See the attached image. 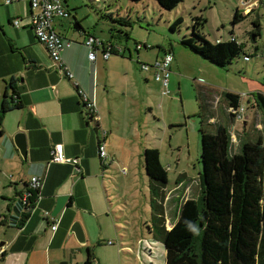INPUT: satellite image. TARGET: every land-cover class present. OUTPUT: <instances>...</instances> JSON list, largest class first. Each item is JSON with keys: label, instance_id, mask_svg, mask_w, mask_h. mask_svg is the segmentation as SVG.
<instances>
[{"label": "rangeland", "instance_id": "obj_1", "mask_svg": "<svg viewBox=\"0 0 264 264\" xmlns=\"http://www.w3.org/2000/svg\"><path fill=\"white\" fill-rule=\"evenodd\" d=\"M89 1L83 2L90 5ZM75 2L81 4L80 0ZM93 3L94 6H90L92 15L84 16L82 23L92 29L93 35L100 40L109 38L118 46V56L109 54V58L114 59L112 79L115 87L111 100L120 109V100L125 99L129 110L128 114H124V117L128 116V124L124 118L121 125V147L113 150L112 157L107 152L104 160L103 181L109 199L108 209L116 227L113 225L103 231L95 226L85 229L79 219H73L80 223L85 241L80 243L72 232L68 234V225L60 240L51 246L53 255H58L52 259V264H59L62 260L66 264H83L86 248L97 264H164L163 244L153 238L149 230L150 180L144 171L142 150L146 146L158 148L159 161L166 170L165 188L171 189L176 180H181L176 189L165 193L172 195L163 206L167 223L176 219L181 198L196 197L201 193L202 186L205 187V160L200 153L201 132L198 127L209 131L214 129L212 125L206 124L205 112L206 115L207 112L218 114V124L227 127L231 152L238 150L241 141L253 140L257 135L264 136L263 116L251 104L253 92L264 94V56L259 55L264 38V0H181L170 9L161 8L155 0H96ZM9 5L0 0V25L3 32L15 39L7 32L10 28L18 29L19 38L16 42L27 40L29 35H33L32 30H27V27L20 30L14 24H7ZM246 5L254 6L248 14L242 11ZM234 9L244 16L234 19ZM100 12L112 13L115 18L122 17L128 24L107 17L100 18ZM19 16L21 23L26 24V13ZM176 16H180L181 21L171 29L170 24ZM195 16L204 18L199 30L207 40L214 43L217 39H228L232 34L249 58L243 60L239 53L227 65L217 66L183 46L179 40L182 36L190 35ZM62 17L69 21L68 15ZM254 17L259 22V33L252 38L250 33L254 25L251 19ZM19 46L15 45L16 48ZM162 49H170L173 56L169 63L168 92L164 94L161 93L160 83L151 78L152 67L145 68L139 63L151 64L154 56L161 55ZM9 53L0 35V68ZM145 74L149 78L146 82L143 79ZM124 81L132 92L125 97L120 94V86ZM223 90L239 95V102L243 106L241 119H247L244 125L241 119H234L233 125L227 121L226 104L220 96ZM215 95L219 99L217 103L209 100L210 97L214 99L212 96ZM208 118L207 121H210ZM3 139L5 134H0V140ZM106 150L110 152L108 146ZM17 159L18 167L15 169L8 167L4 172L0 170L5 184L8 174L12 177L16 174V178L19 174L28 176L29 168L22 162L24 158L18 154ZM15 186L21 188V183L15 182ZM222 186V189L214 187L220 194L215 195L209 203L225 211L228 181ZM108 239L111 243H106Z\"/></svg>", "mask_w": 264, "mask_h": 264}, {"label": "crops", "instance_id": "obj_2", "mask_svg": "<svg viewBox=\"0 0 264 264\" xmlns=\"http://www.w3.org/2000/svg\"><path fill=\"white\" fill-rule=\"evenodd\" d=\"M83 1L80 0L81 4H78L75 0H62L70 12L69 21L64 17H54L52 20L54 30L70 39L69 45L61 48L60 58L71 72V78L60 73L34 35H29L27 40L16 42L19 38L18 29L10 28L7 32L15 37L12 39L3 32L0 25V35L10 52L0 68V103L3 91H11L5 83L9 76L14 78L13 87L21 102V106L11 107L0 119V134H5V139L0 140V170L4 172L8 167H18L19 152L11 141L13 133L18 130L25 136V156L19 155L24 158L22 162L29 168L27 177L19 174L16 178V174L13 177L8 174L7 185L0 172V183L3 182L0 201L4 202H0V207L3 206L0 209V237L3 238L0 241V264H52V259L58 255H53L51 246L60 240L63 231L76 218L85 229L95 226L103 231L109 230L113 225L116 227L113 215L108 209L109 199L103 181L106 165L103 160L107 152L112 157L113 150L120 149L121 125L124 118L128 124V116L124 117V114H128L129 110L125 99L120 100V109L111 100L115 87L112 79L114 59L109 58V55L103 58L99 50L94 60L87 57L88 49L82 39L87 32H93L84 26L82 21L84 16L92 15L90 6L93 7L96 0H90V5ZM7 3L10 4L7 8V24L12 25V19L17 17L19 22L16 27L20 30L25 27L32 30L28 19L26 24H22L19 16L21 13L28 14L27 0H12ZM83 4L85 7H82ZM83 8H86L84 12ZM247 8L252 10L254 6L249 5ZM73 24L77 27L74 28ZM101 41L118 47L109 38ZM15 45L21 46L16 48ZM110 53L118 56V52ZM119 56L124 58L123 55ZM156 57L157 55L154 56ZM151 78L154 80L153 74ZM143 79L146 82L149 78L145 74ZM77 89L93 101L91 119L85 114L86 110L81 105ZM120 89V94L124 97L132 93L125 81ZM212 97L214 99L210 97L209 100L217 103V95ZM224 106L227 112V106ZM147 107L150 108V105ZM207 118L211 122L207 121ZM231 118L227 114V121L233 125L234 119ZM94 120L98 127L96 129ZM246 120L241 119L242 125ZM205 122L214 128L215 124L220 123L218 114L207 112L206 115L205 112ZM114 138L116 140H113ZM99 141L104 143V159L99 158L97 154ZM57 142L61 143L63 156L76 157V165L50 160L51 147ZM107 146L110 152L106 150ZM31 175L41 177L39 195L24 221L17 224L23 209L19 194L23 193L24 182H29ZM15 182H20L21 188H17ZM179 183L181 180H177L171 189L164 186L165 193L176 189ZM170 196L172 195H164L163 206ZM184 198H181L180 202ZM45 210L57 219L54 229L49 228ZM164 225L168 228L171 222L164 221Z\"/></svg>", "mask_w": 264, "mask_h": 264}, {"label": "trees", "instance_id": "obj_3", "mask_svg": "<svg viewBox=\"0 0 264 264\" xmlns=\"http://www.w3.org/2000/svg\"><path fill=\"white\" fill-rule=\"evenodd\" d=\"M179 1L155 0L164 9L174 7ZM233 13L234 19L244 16L237 9ZM99 16L128 24L126 19L119 16L115 18L112 13L100 12ZM203 20V17H194L190 35L182 36L179 40L183 46L217 66L227 65L239 53L243 60H246L244 55L249 58V54L243 52L241 43L232 34L228 39H217L214 43L207 40L199 30ZM180 21L181 17L176 16L170 28H175ZM251 22L254 29L250 35L254 38L259 33V22L257 17L252 18ZM106 43L111 47V52L119 51L110 42ZM162 50V53L170 51ZM13 80V76H9L5 82L11 91L7 93L4 90L2 93L0 119L11 107L21 106ZM77 93L81 99L78 89ZM220 96L226 106H237L239 103V95L235 92L223 90ZM251 104L260 110L264 124V94L253 92ZM81 105L84 107L82 101ZM85 114L91 119L90 112L86 111ZM94 123V129L98 128L95 120ZM226 128L221 124H215L212 131L198 127L201 132L200 153L205 160L206 184L198 196L182 199L176 219L168 228L164 225L163 208L166 170L159 161L156 146H146L142 150L144 171L150 180L149 230L151 236L163 244L164 264H264V136L257 135L253 140L241 141L238 150L231 152ZM226 180L229 193L227 210L223 211L209 203V200L220 194L214 187L222 189ZM24 183L25 197L22 199L19 194L23 209L17 224L24 221L39 195V187ZM92 262L91 252L86 248L83 264Z\"/></svg>", "mask_w": 264, "mask_h": 264}, {"label": "built area", "instance_id": "obj_4", "mask_svg": "<svg viewBox=\"0 0 264 264\" xmlns=\"http://www.w3.org/2000/svg\"><path fill=\"white\" fill-rule=\"evenodd\" d=\"M5 2H10L12 0H4ZM29 11L27 14L28 25L32 29L34 38L40 42L51 61L56 65L60 73L71 78V72L67 69L65 64L61 61L60 50L63 46H67L70 43V39L65 38L60 33L54 30L52 25V20L54 17H62L70 14L69 10L64 6L62 0H27ZM249 6V5H246ZM244 6L242 11H249L250 8L246 9ZM252 6V5H250ZM19 19L13 18L12 23L17 25ZM82 43L87 47V57L91 60L95 59L97 50L100 51V55L105 58L111 52V47L107 43H103L100 38L94 36L93 34L86 33L82 39ZM259 55L264 56V38L259 48ZM172 54L170 51L166 50L159 57L153 59L151 64L140 63L143 67H152L153 78L158 81L161 85V93H167V82L169 75V63L171 61ZM244 59H248L247 55L243 56ZM81 94V101L84 103V108L86 111L90 112L93 116V101L88 98L84 93L78 89ZM227 112L233 119H241L243 106L238 103L237 106H227ZM97 154L99 158L104 159L105 148L103 142H97ZM50 160L52 161H63L70 162L76 165V157L63 156L61 152V143H54L50 150ZM104 161V160H103ZM29 185L33 187H39L41 183V177L38 175H31L29 177ZM25 197V193L21 194V198ZM45 217L49 221V228L54 229L56 226L57 219L50 214L49 211H44ZM110 243V240H106ZM66 264V263H65ZM91 264H96L92 262Z\"/></svg>", "mask_w": 264, "mask_h": 264}, {"label": "water", "instance_id": "obj_5", "mask_svg": "<svg viewBox=\"0 0 264 264\" xmlns=\"http://www.w3.org/2000/svg\"><path fill=\"white\" fill-rule=\"evenodd\" d=\"M74 28L77 27V25L73 24L72 25ZM12 141L14 146L17 148L19 154L24 157L25 156V136L24 133L20 130L15 131L12 135ZM73 233L76 240L80 243H83L85 241V235L83 232V229L80 225V223L76 220L72 221L71 224L69 225L67 233ZM65 260H62L59 262V264H65Z\"/></svg>", "mask_w": 264, "mask_h": 264}]
</instances>
